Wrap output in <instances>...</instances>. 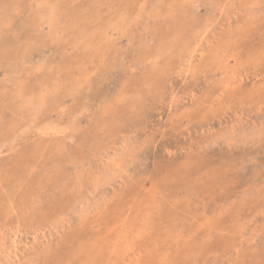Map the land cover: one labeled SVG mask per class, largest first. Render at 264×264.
<instances>
[{
	"label": "rangeland",
	"instance_id": "rangeland-1",
	"mask_svg": "<svg viewBox=\"0 0 264 264\" xmlns=\"http://www.w3.org/2000/svg\"><path fill=\"white\" fill-rule=\"evenodd\" d=\"M0 264H264V0H0Z\"/></svg>",
	"mask_w": 264,
	"mask_h": 264
}]
</instances>
